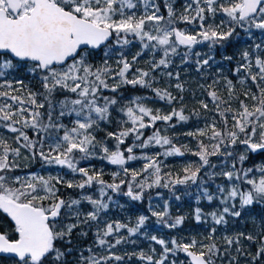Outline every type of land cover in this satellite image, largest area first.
<instances>
[{
	"label": "snow or ice",
	"instance_id": "1",
	"mask_svg": "<svg viewBox=\"0 0 264 264\" xmlns=\"http://www.w3.org/2000/svg\"><path fill=\"white\" fill-rule=\"evenodd\" d=\"M0 255L264 264V0H0Z\"/></svg>",
	"mask_w": 264,
	"mask_h": 264
},
{
	"label": "trees",
	"instance_id": "2",
	"mask_svg": "<svg viewBox=\"0 0 264 264\" xmlns=\"http://www.w3.org/2000/svg\"><path fill=\"white\" fill-rule=\"evenodd\" d=\"M240 46H242V45H237V46H234V47L228 49V54H231L232 52L237 51ZM133 51H135V48H133ZM216 59L217 60H220L219 53L217 54ZM184 67L186 68V71L177 69V70H180L181 71V78H182V80H185V81L188 82L186 84V87H189V88H191L193 90H196V86H197V82L198 81H196L194 78H198L200 80V77L198 76V74L196 73V71L194 70V68L192 66H184ZM223 67H224V69H228V67H230V66L227 65V63L225 62V64L223 65ZM214 70H215V68L213 69V71ZM201 82H203V81H201ZM185 96H186V101L188 103V106L189 107H192L194 102H193L191 96L188 93H185ZM197 98H198V91H197ZM155 106L156 107H166L163 104V102H158ZM190 126H191V122H190L189 125H186L184 127L177 126L174 129V131L176 133H181V132H183L184 130H186ZM180 141L181 142H184V138L182 136L180 137ZM186 158L189 159L190 157H186ZM181 159H185V158H175V159L171 158L170 160L166 161V163H168L169 166H179V162L178 161H180ZM36 164H39V163L37 162ZM133 166L136 167V164H134ZM107 167L110 168V166H107ZM32 170H34V167H31V168L28 167V168L24 169L23 171L24 172H27V171H32ZM158 191L163 192L166 197L168 196L167 190L159 189ZM119 199H120V202L121 203H124L125 200H126V198H123V197H121ZM171 202L174 203V207H173V210H172L173 215H177V214H188L189 213L188 212V209H190V208H188V205L191 206L193 204L192 198H189V197H184L179 202H177L175 200H172ZM141 212H144L145 214H147L146 213V206H142L139 211L133 212L132 209H129V211L128 212H125V213L120 212L119 209L113 208L112 211L109 213V215L113 219H122L125 216H129V215L133 216V218H134L135 215H138ZM154 219L155 218H152V220L149 222L148 230L150 232H152L153 234H158L160 232H167L168 231L166 229H161L158 225H156L154 223ZM238 222H240V221H238ZM243 224H244V230H245V232L252 230V225L251 224H249L246 221H243ZM198 226H201L203 228L204 232L206 231V226L205 225H197L189 217V219L182 226V229L181 230L183 232H185V233H192V234H194L195 231H196V229L198 228ZM233 229L236 230V227H233ZM140 246L146 248L147 247V242H141ZM128 250L129 251L132 250L130 246L128 247ZM181 258L183 259V257H181ZM0 264H11V261L8 258L0 257ZM131 264H137V262L136 261H132Z\"/></svg>",
	"mask_w": 264,
	"mask_h": 264
},
{
	"label": "rangeland",
	"instance_id": "3",
	"mask_svg": "<svg viewBox=\"0 0 264 264\" xmlns=\"http://www.w3.org/2000/svg\"><path fill=\"white\" fill-rule=\"evenodd\" d=\"M224 70H225V72H227V69H224ZM194 79H195L196 81H198V82H201L198 78H194ZM198 98H200V96H199V92H198ZM164 108H165V110H166V107H164ZM170 159H171V158H170ZM170 159H169V160H170ZM185 159H188V158L185 157ZM178 162H180V161H178ZM135 164H136V167H139V163H138V162H136ZM31 167H34V170H32V171L43 172V173H45V174H47V172H49V171H52V172L58 171V169H47V170L42 169L41 166H40V164H36V163L31 164V165L29 166V168H31ZM110 167H111V166H110ZM25 169H26V168H25ZM21 174H23V173H21ZM165 197H166V196H165ZM166 198H167V197H166ZM157 202H159V201H157ZM173 207H174V203L171 202V210H173ZM188 208H190L189 205H188ZM189 211H190V209H188V212H189ZM188 212H187V213H188ZM233 227H236V230H234ZM236 231H245V230H244L243 220L240 221V222H238V221H234V222H230V223H229V225H228V233L231 234L232 232H236ZM195 233H201V234H203V233H204V230H203V228H202L201 226H198V228L196 229ZM218 235H219V233H218ZM241 264H244L243 259L241 260Z\"/></svg>",
	"mask_w": 264,
	"mask_h": 264
},
{
	"label": "water",
	"instance_id": "4",
	"mask_svg": "<svg viewBox=\"0 0 264 264\" xmlns=\"http://www.w3.org/2000/svg\"><path fill=\"white\" fill-rule=\"evenodd\" d=\"M0 257H4V258H7L6 256H4V255H0Z\"/></svg>",
	"mask_w": 264,
	"mask_h": 264
}]
</instances>
